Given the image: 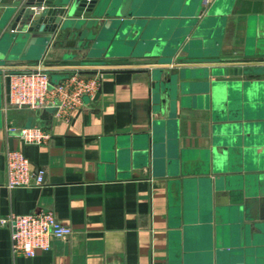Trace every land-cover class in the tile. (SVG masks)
<instances>
[{
	"label": "crops",
	"instance_id": "crops-1",
	"mask_svg": "<svg viewBox=\"0 0 264 264\" xmlns=\"http://www.w3.org/2000/svg\"><path fill=\"white\" fill-rule=\"evenodd\" d=\"M16 8L15 0H0V264H264V0H132L134 14L107 31L109 47L120 28L130 30L136 20L143 22L140 32L152 28V37L186 28L182 11L199 12L200 24L206 16L223 19L222 26L209 21L194 36L197 23L188 34L186 44L195 40L190 49L199 60L179 62L189 56L183 44L169 64L136 61L137 31L119 38L111 57L77 50L84 43L71 29L54 33L41 60L8 55L4 37L13 34ZM225 65H252L257 73L178 78L179 84H222L196 94H183L179 86L174 110L156 93V68L178 66L201 75ZM38 67L54 83L82 72L98 75L99 85L66 112L7 107V74ZM162 120L163 154L155 157L156 122ZM26 126L41 127L49 139L24 142ZM9 150L45 170V184L8 188ZM217 191L223 204L237 202L248 215L243 229L219 231L209 209ZM42 209L73 232L34 257L14 254L3 219Z\"/></svg>",
	"mask_w": 264,
	"mask_h": 264
},
{
	"label": "water",
	"instance_id": "water-1",
	"mask_svg": "<svg viewBox=\"0 0 264 264\" xmlns=\"http://www.w3.org/2000/svg\"><path fill=\"white\" fill-rule=\"evenodd\" d=\"M131 1L132 0H123L121 2V0H111L108 3L106 0H15V4L18 8L15 10V17L11 23L13 34H8L4 37L8 45L6 51L9 52L8 55H18L20 59L41 60L54 33L57 30L67 31L71 29L73 35L79 36L84 43L83 47L78 44L76 46L77 50H88L90 57H97L104 53L106 57H111L114 48H116L120 42L119 38L124 37L127 33L130 34L131 32L137 31V36L140 40L136 46L137 49L133 50L135 51L134 53L132 52L134 56L140 59L136 60L137 62L145 64L172 63L174 50L183 44L182 50L187 52L189 56H180L178 61L186 62L199 60V58L202 57L201 55H192L193 51L190 49V46L192 43H195V40H189L188 44H186L187 36L194 26L198 23L196 31L194 32V36H198L202 32L201 29L206 26L209 21L212 23L213 27L215 26L216 28L223 24V19H211L208 16H206L200 24L198 18L199 12L191 16L185 11H182L184 20L181 21V26L186 28L178 29V31H174V33L169 32L170 37L167 36L168 34L166 33H159L151 37L152 28L142 33L140 32V26H142L143 22L136 20L134 21L135 25L130 30L127 29L128 27L126 28V24L121 27L116 34L117 40L109 47V38L112 36V30L109 33H107V31L110 26L118 28L120 23L119 19H125L127 16H132L134 14L133 11L129 10ZM203 10H205V6ZM95 29L97 31H95ZM173 37L176 38L173 39ZM169 39L173 40L169 42ZM25 49L33 51V54H23ZM71 55L65 54L64 58H70ZM128 62L130 61L128 60ZM77 63L80 64L83 62L77 60ZM164 68H169V70L164 71ZM256 71L257 69L252 65H225L212 66L210 69L203 72V74L197 75L195 71L191 72L187 69L180 70L178 66H167L155 69L156 75L154 76V80L156 93L159 95L161 102L168 104L169 107L171 105V108L174 110L179 86L183 94H196L202 91H208L210 86H212L215 92L216 86L222 84H220L218 80L210 83L182 82L179 84L178 78L188 80L197 77L208 78L210 75L243 76L257 73ZM228 81L230 86H240V83H233V80ZM162 94H164L165 97H162ZM172 109L169 112L170 115H172ZM215 118V120H217V117ZM230 118L232 119L234 117ZM163 123V120L161 122H156L158 126L156 127L154 139L155 157H160L163 154L162 149H160V140H162L164 136V131L161 128ZM172 134L174 135V133L168 132L169 137H172ZM169 141L171 145L176 144V140L174 139H170ZM168 161L171 162V158ZM214 172H220L217 166L214 167ZM215 181L218 184L220 178ZM211 203L212 206L209 208L210 213L212 217L216 219L219 231L221 230L220 226L225 229H228L231 225L233 229L238 227L244 228L245 225L242 223L244 218L246 219L248 215L244 217L242 214L243 208L237 206V202H232L231 205L227 203L223 204L220 194L217 191Z\"/></svg>",
	"mask_w": 264,
	"mask_h": 264
},
{
	"label": "built area",
	"instance_id": "built-area-1",
	"mask_svg": "<svg viewBox=\"0 0 264 264\" xmlns=\"http://www.w3.org/2000/svg\"><path fill=\"white\" fill-rule=\"evenodd\" d=\"M209 5L213 0H203ZM100 78L76 72L58 83L43 68L7 74L6 106L18 108H54L68 111L76 108L85 95L92 94ZM20 136L26 143L41 144L50 133L39 126L21 128ZM7 158L6 186L41 187L45 184V170L32 167L31 161L18 150H9ZM3 222L11 230V249L16 255L34 257L39 251L52 248L53 241L70 235L71 226L63 224L51 210H39L27 214L11 213Z\"/></svg>",
	"mask_w": 264,
	"mask_h": 264
}]
</instances>
